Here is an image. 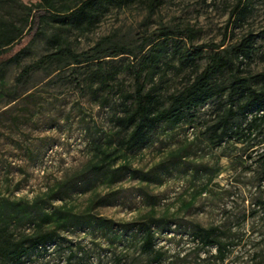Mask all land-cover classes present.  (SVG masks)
Here are the masks:
<instances>
[{"label": "rangeland", "instance_id": "obj_1", "mask_svg": "<svg viewBox=\"0 0 264 264\" xmlns=\"http://www.w3.org/2000/svg\"><path fill=\"white\" fill-rule=\"evenodd\" d=\"M40 1L0 0V21L26 31L30 9ZM81 1L59 0L58 6L63 9ZM237 1L161 0L152 12L148 0L105 1L99 8V21L89 30L44 20L42 34L25 41L28 52L17 62L0 64V206L6 198L40 195L47 200L59 180L100 162V151H111L117 145L121 92L133 87V75L126 68L135 59L133 55L122 53L112 59L123 70L116 82L101 87L96 96L85 86L84 65L59 68L57 61L33 69L19 84L16 98L11 96L22 68L55 48L50 36L58 34L61 44L80 51L103 36L136 45L158 38L166 27L190 28L194 39L189 42L184 33L178 37L181 43L205 45L209 54L213 43L223 39L229 43L252 32L257 52L251 67L264 69V0H246L250 10L244 18L233 10ZM166 61L157 79L163 93L183 81V72L172 64L177 63L176 58L169 55ZM217 101L201 107L192 124L161 126L154 141L142 150L118 148L113 154L117 155L113 167L123 165L118 172H107L90 182L88 190L64 194L63 199L52 202L77 212L90 211L95 216L92 222L62 227L69 239L63 250L50 248L48 254L35 253L16 264H63L69 245L80 264H252L253 259L264 264V179L255 160L263 146L252 150L257 146L250 148L247 142L235 140L210 144L205 125ZM101 199L104 202L98 204ZM149 213L156 217L165 214L172 222L156 232L157 247L165 251L159 263H149L141 253L138 221ZM98 216L117 223L106 225ZM10 221L16 234L31 227L27 221ZM196 222L232 224L242 238L224 260L214 256L215 246L198 253L194 249L198 240L192 234ZM126 223H131L127 231Z\"/></svg>", "mask_w": 264, "mask_h": 264}, {"label": "trees", "instance_id": "obj_2", "mask_svg": "<svg viewBox=\"0 0 264 264\" xmlns=\"http://www.w3.org/2000/svg\"><path fill=\"white\" fill-rule=\"evenodd\" d=\"M105 1L112 0H83L75 6L62 9L58 6L59 0H41L35 9H30V25L26 31L17 26L11 29L0 21V64L19 61L23 53L29 50L25 41H32L42 34L41 25L46 19L60 24H74L83 30L93 28L99 21V8ZM148 1L151 12L161 2ZM249 7L248 1L238 0L233 10L238 13V18H244ZM184 33L188 34L189 42H192L195 37L192 29L166 27L158 38L136 45L103 36L90 48L80 51L69 44H61L60 35L54 34L49 37V41L55 48L22 68L11 93L14 98L24 77L33 69L53 61H57L59 68L72 64L84 65L87 76L85 86L96 96L101 87L116 82L123 70L122 66L112 63V59L122 53L135 57L126 64L134 81L132 88L121 92L122 111L117 115L119 137L116 147L111 151L102 149L100 162L59 180L56 189L48 192V201L37 195L32 199L6 198L1 203L0 264L20 263L35 253L48 254L50 248L63 250L64 242L69 239L60 229L90 223L95 216L90 211L77 212L63 203L52 202L63 199L64 194L88 190L90 182L94 183L107 172H118L123 166L113 167L117 156L113 154L118 148L129 152L142 150L154 141L161 126L192 124L198 110L216 99L218 101L211 110L213 115L205 125L208 142L218 146L229 140L243 141L250 148L257 146L252 150L263 146L255 160L259 161L264 179V69L253 70L251 67L257 52L256 36L249 32L229 43L223 39L213 43V50L207 54L203 47L205 45L182 44L178 37ZM169 55L176 58L177 63L172 64L183 72V81L179 87L163 93L157 79ZM46 202H50L51 207L48 208ZM103 202L104 199H101L98 204ZM98 217L106 225L114 226L117 223L113 218ZM10 220L27 221L31 227L28 231L16 234L10 229ZM126 224L125 231L131 223ZM171 224L165 214L159 217L145 214L138 221V229L142 234L141 253L147 255L149 263H159L165 256V251L157 247L156 232L169 228ZM192 234L198 240L194 247L198 253L204 248L215 246L214 256L220 260L227 258L242 238L241 231L232 224L205 225L196 222ZM69 247V254L63 264H80L76 251L72 245ZM255 254L258 255L257 252ZM254 260L252 264H262ZM39 264H48V261ZM182 264L203 263L184 261Z\"/></svg>", "mask_w": 264, "mask_h": 264}]
</instances>
